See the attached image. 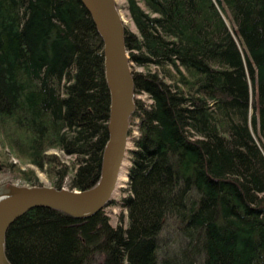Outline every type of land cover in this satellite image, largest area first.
Wrapping results in <instances>:
<instances>
[{
  "label": "trees",
  "instance_id": "trees-1",
  "mask_svg": "<svg viewBox=\"0 0 264 264\" xmlns=\"http://www.w3.org/2000/svg\"><path fill=\"white\" fill-rule=\"evenodd\" d=\"M125 9L136 111L125 195L109 204L119 223L107 209L79 220L35 208L9 228L8 260L264 264V0ZM110 105L103 39L81 0H0V173L94 188Z\"/></svg>",
  "mask_w": 264,
  "mask_h": 264
},
{
  "label": "water",
  "instance_id": "water-1",
  "mask_svg": "<svg viewBox=\"0 0 264 264\" xmlns=\"http://www.w3.org/2000/svg\"><path fill=\"white\" fill-rule=\"evenodd\" d=\"M104 43L105 75L110 90L109 140L104 150L100 181L87 191L30 187L13 183L0 186V264H11L6 255L9 228L35 208L62 211L88 219L109 207L125 164L131 118L136 111L135 81L125 41V21L116 0H81Z\"/></svg>",
  "mask_w": 264,
  "mask_h": 264
},
{
  "label": "rangeland",
  "instance_id": "rangeland-1",
  "mask_svg": "<svg viewBox=\"0 0 264 264\" xmlns=\"http://www.w3.org/2000/svg\"><path fill=\"white\" fill-rule=\"evenodd\" d=\"M116 2L118 5V8H119V10H120V12L124 18V21L126 23L125 25H129L132 30H135V26L129 17L128 11L125 9L126 0H116ZM135 69L139 70V68H135ZM139 98L147 101L146 95L139 96ZM134 123L135 124L133 126V131H134L133 136L138 137L140 135L139 130H138V126H137L140 123L139 119L136 118ZM132 148H133V144L129 141L128 150L132 149ZM52 152L55 153V151H52ZM129 167H130V162H129V158H128V154H127L125 164H124V167L122 170L120 182L118 185V189H117L116 194H115L113 199L118 200V199H121L123 195H125L123 190H126V188H127ZM21 168L24 169L23 166H21ZM38 175L40 177V182L42 184H44L45 186L51 187V183L49 182L47 175L45 173L38 172ZM6 183H13V184L21 185V186H27V185H25V183L22 180L18 179L15 176V174H13L11 172H2V173H0V186L3 184H6ZM68 184H69V180L66 181V185H65L66 188L65 189L68 188ZM106 211L111 216L112 224L114 226H117L119 223V217L121 215V209L119 207L112 206V207H108ZM93 264H103L102 259H97L96 262H94Z\"/></svg>",
  "mask_w": 264,
  "mask_h": 264
}]
</instances>
